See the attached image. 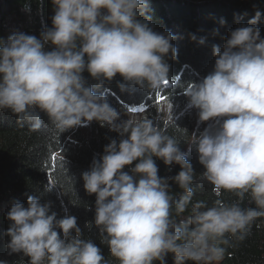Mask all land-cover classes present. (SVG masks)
<instances>
[{"label": "clouds", "instance_id": "obj_1", "mask_svg": "<svg viewBox=\"0 0 264 264\" xmlns=\"http://www.w3.org/2000/svg\"><path fill=\"white\" fill-rule=\"evenodd\" d=\"M51 3V27L39 38L16 31L0 40V111L31 132L59 136L96 122L119 136L82 173L86 193L96 197L94 224L86 227L99 230L117 264H168L169 256L174 264H221L264 218V13L256 9L247 24L229 30L222 46H212L213 70L181 85L187 109L198 113L187 141L203 168L197 174L158 118L108 99L113 82L121 93L138 87L151 96L179 81L169 63L178 56L177 37L155 30L151 0ZM168 120L175 122L174 114ZM157 160L180 171L161 177ZM205 184L211 202L194 199V185ZM55 188L48 184L45 193ZM52 208L36 196L12 203L8 255H20L18 264H110L75 216Z\"/></svg>", "mask_w": 264, "mask_h": 264}, {"label": "trees", "instance_id": "obj_2", "mask_svg": "<svg viewBox=\"0 0 264 264\" xmlns=\"http://www.w3.org/2000/svg\"><path fill=\"white\" fill-rule=\"evenodd\" d=\"M26 2L30 3V10H25ZM151 5L155 30L171 31L177 37L173 43L178 56L169 63L171 76L173 79L179 77V81L151 96L138 87L121 93L116 82H113L106 86L111 89L108 99L122 111L127 110L125 106H143L144 115L158 118L161 128L181 142L186 158L199 174L203 168L198 162L197 153L187 145L191 133L198 128L184 109L187 98L181 85L198 82L213 70L215 58L212 46H222L229 30L247 24L256 9L264 13V0H151ZM52 15L51 0H0V40H6L16 31L39 38L45 26L51 27ZM258 26L264 35V20ZM190 34H195L198 40L203 38L205 43L193 42ZM85 77L90 84L94 83L87 73ZM160 97L164 102L159 104ZM162 105H171L174 112L166 116L160 109ZM172 114L176 124L168 120ZM44 120L47 123V117ZM199 131L203 129L199 128ZM109 138L120 139L116 133L100 127L96 122L59 136L47 130L31 132L26 126L21 128L11 112L0 111V260H6L8 264H18L21 260L20 255H8L6 245L10 238L5 232L10 222L6 214L13 202L26 204L29 196H36L45 202L51 201L52 210L59 217L65 215V210L75 216L84 236L101 248L110 264H117L107 246L101 244L99 230L95 226L91 230L86 227L89 222L94 224L96 197L86 193L82 180V173L89 170L95 154H103ZM53 155L56 157L54 162ZM157 165L161 177L174 176L180 171L179 166H173L169 171L159 160ZM48 184L57 188L46 194L45 186ZM172 188L178 196V187L173 184ZM194 188V199L209 202L215 199L209 185H194ZM224 199L230 202L235 198L226 195ZM244 206H248L247 200ZM229 252L231 255L226 254L221 264H264V218L257 220L251 235ZM168 264H174L172 256L168 257Z\"/></svg>", "mask_w": 264, "mask_h": 264}, {"label": "rangeland", "instance_id": "obj_3", "mask_svg": "<svg viewBox=\"0 0 264 264\" xmlns=\"http://www.w3.org/2000/svg\"><path fill=\"white\" fill-rule=\"evenodd\" d=\"M158 103L159 104L161 103L160 100L158 101ZM160 109L165 113L166 116L168 114L174 112V109L171 105H162L160 107ZM184 109H186V111L188 112L190 118L192 119V121L195 124V127L198 128V113H197V111L195 109L189 110V109H187V107H185ZM204 127H206V125H199V128L203 129Z\"/></svg>", "mask_w": 264, "mask_h": 264}, {"label": "snow or ice", "instance_id": "obj_4", "mask_svg": "<svg viewBox=\"0 0 264 264\" xmlns=\"http://www.w3.org/2000/svg\"><path fill=\"white\" fill-rule=\"evenodd\" d=\"M160 102L163 103L164 100H163V97H160ZM132 111H144L145 109L143 107H133L131 108ZM56 157L55 155L52 156V160L53 162L55 161Z\"/></svg>", "mask_w": 264, "mask_h": 264}]
</instances>
